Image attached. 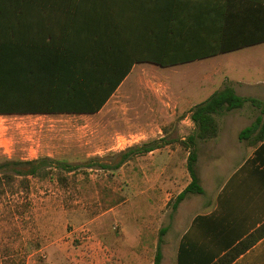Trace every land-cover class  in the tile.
<instances>
[{
    "label": "rangeland",
    "instance_id": "1",
    "mask_svg": "<svg viewBox=\"0 0 264 264\" xmlns=\"http://www.w3.org/2000/svg\"><path fill=\"white\" fill-rule=\"evenodd\" d=\"M240 54L171 67L135 64L94 114L0 115V161L4 156H51L75 166L61 173L62 180L29 176L26 190L0 194V264H153L164 226L168 230L161 245L162 264H177L172 202L187 178L180 140L194 127L184 97L207 68L229 67ZM246 115V110L236 109L217 116L218 128L228 127V140H233L256 112L248 114V120ZM119 139L138 141L120 149ZM151 140L162 145L151 157V168L147 153L123 159V152ZM219 151L225 159L234 156L228 146ZM98 162L109 167L101 168ZM228 166L224 161L213 175L211 163L210 173L202 178L208 195H190L178 208L174 229L186 226L195 213L192 198L212 196ZM111 200L117 203L108 208Z\"/></svg>",
    "mask_w": 264,
    "mask_h": 264
},
{
    "label": "trees",
    "instance_id": "2",
    "mask_svg": "<svg viewBox=\"0 0 264 264\" xmlns=\"http://www.w3.org/2000/svg\"><path fill=\"white\" fill-rule=\"evenodd\" d=\"M38 1L0 0V115L94 114L135 64L171 67L264 42V0H47L39 3L40 10L46 13L53 5L55 13L68 16L71 31L25 37L26 4L35 13ZM245 103L256 115L238 139L256 145L264 140V100L239 96L226 84L191 108L194 129L180 140L188 152L190 181L173 198V211L187 194L204 191L196 171L197 142L216 137V117ZM161 146L155 140L136 144L123 152V159ZM1 159L0 194L26 190L29 176L62 180V172L75 169L51 156ZM116 203L111 200L107 207ZM166 230L159 229L153 264H162ZM263 236L264 222L212 257L181 243L177 264H231Z\"/></svg>",
    "mask_w": 264,
    "mask_h": 264
},
{
    "label": "crops",
    "instance_id": "3",
    "mask_svg": "<svg viewBox=\"0 0 264 264\" xmlns=\"http://www.w3.org/2000/svg\"><path fill=\"white\" fill-rule=\"evenodd\" d=\"M46 1L36 2V6H38L36 9L40 10L39 3H45ZM55 1L48 0V3H54ZM48 6L46 13L41 10L32 13L28 12L29 6L28 3L26 4V12L23 13V36L36 35L44 37L52 35L56 37L71 31L68 16L55 13L51 8L53 5ZM230 52L241 53L242 58L240 54L235 61L229 64V67L218 64L207 68L204 75L196 79V83L191 84L194 85L192 91L188 92L190 94L184 97L190 105L187 113L189 117L191 108L194 105L204 101L226 84L231 86L239 96L264 100V42ZM133 68L134 66L131 70ZM208 69L211 70L208 71ZM237 109L247 111V115L243 117L246 120H248V114L255 112L248 103ZM250 123L251 121L247 125ZM227 128L219 129L217 136L214 138L197 142L196 171L201 185L202 178H205L210 173L208 170H210L212 162L213 175L220 172L221 166L226 160L229 161L228 172L218 180L212 196L192 198L196 204L195 213L189 218L186 226L174 229V227L177 228L178 208L184 201L189 202L191 200L190 195H208L207 190L202 185L204 190L202 194H187L178 204L176 210H174L176 213L172 225V233L178 239L176 263L181 243L194 248L195 251L202 254H207L211 257L217 256L264 222V140L256 145H249L247 142L239 140L238 132L242 128L236 132L233 140H228ZM181 139L183 140L184 137ZM225 146L231 149L233 157L230 156L229 159L221 157L219 150ZM159 148L153 149L145 155L149 166L151 165L152 155ZM187 154L188 152L186 151L185 164ZM141 161L142 157L138 156V163ZM173 170L174 167H171L170 171L172 172ZM186 175L185 185L176 192V195L189 183L188 172ZM140 191V188H138V193ZM164 227L168 230L167 226ZM231 264H264V236L238 256Z\"/></svg>",
    "mask_w": 264,
    "mask_h": 264
},
{
    "label": "built area",
    "instance_id": "4",
    "mask_svg": "<svg viewBox=\"0 0 264 264\" xmlns=\"http://www.w3.org/2000/svg\"><path fill=\"white\" fill-rule=\"evenodd\" d=\"M138 140H124V139H119L118 140V144L117 146L120 148V149H123L125 146L127 145H130L132 143H136Z\"/></svg>",
    "mask_w": 264,
    "mask_h": 264
}]
</instances>
